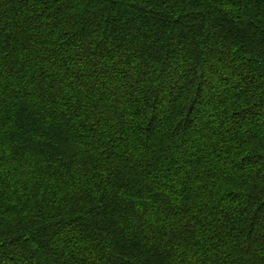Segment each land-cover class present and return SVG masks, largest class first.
I'll use <instances>...</instances> for the list:
<instances>
[{"label": "trees", "instance_id": "obj_1", "mask_svg": "<svg viewBox=\"0 0 264 264\" xmlns=\"http://www.w3.org/2000/svg\"><path fill=\"white\" fill-rule=\"evenodd\" d=\"M0 264H264V0H0Z\"/></svg>", "mask_w": 264, "mask_h": 264}]
</instances>
